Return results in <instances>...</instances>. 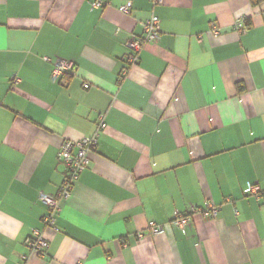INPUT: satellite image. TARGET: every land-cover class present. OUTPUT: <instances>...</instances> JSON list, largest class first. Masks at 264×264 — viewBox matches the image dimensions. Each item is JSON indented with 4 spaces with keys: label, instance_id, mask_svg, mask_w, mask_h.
Wrapping results in <instances>:
<instances>
[{
    "label": "crops",
    "instance_id": "1",
    "mask_svg": "<svg viewBox=\"0 0 264 264\" xmlns=\"http://www.w3.org/2000/svg\"><path fill=\"white\" fill-rule=\"evenodd\" d=\"M152 14L159 39L129 66L125 42ZM44 56L73 64L66 86ZM99 114L96 148L47 227L39 194L62 183L58 148L92 136ZM248 183L264 193V0H0V264H264ZM206 201L215 218L173 226ZM33 229L42 257L24 244Z\"/></svg>",
    "mask_w": 264,
    "mask_h": 264
},
{
    "label": "built area",
    "instance_id": "2",
    "mask_svg": "<svg viewBox=\"0 0 264 264\" xmlns=\"http://www.w3.org/2000/svg\"><path fill=\"white\" fill-rule=\"evenodd\" d=\"M151 5L162 4L163 0H150ZM102 3L99 1L91 2V8L101 7ZM132 7V3L127 1L121 5L118 10L126 13ZM159 18L152 14L148 19L141 22L142 34L140 36L132 35L130 39L125 42V54L124 59L126 63L131 66L137 63L139 59V53L142 51L145 44L156 43L160 35ZM233 30L244 33L247 30L244 19L239 18L233 22ZM210 34L214 37L219 35V28L214 23L211 24ZM43 61L52 65L50 71L51 81L59 84L60 86L67 85V76L72 74L74 66L71 62L64 59L55 58L51 59L48 56L42 57ZM17 78L14 82H17ZM84 88H88V84L84 85ZM97 130L90 137H84L78 141H64L58 148L57 161L63 166L65 175L58 191L53 194H39L40 201L46 206V213L42 217V222L47 227H52L55 223V218L60 212L61 201L67 199L72 192L75 181L79 174L86 168L89 162V154L95 150L100 132L105 128L104 115L99 114L96 118ZM245 193L259 198L263 202L264 206V193L256 184L248 183L245 188ZM220 211V206L215 205L209 201L203 203L202 206L191 205L187 211L183 214H175L171 223L173 226L185 232L194 216H201L207 219L215 218ZM147 231L150 236L160 235L165 233V229L162 225L149 222L147 225ZM138 237H141L138 234ZM25 246L33 254L38 256H44L49 242L43 237L42 232L33 229L28 237L24 240Z\"/></svg>",
    "mask_w": 264,
    "mask_h": 264
},
{
    "label": "trees",
    "instance_id": "3",
    "mask_svg": "<svg viewBox=\"0 0 264 264\" xmlns=\"http://www.w3.org/2000/svg\"><path fill=\"white\" fill-rule=\"evenodd\" d=\"M251 1V3L253 4V5H256L257 3H258V0H250ZM247 26V25H246ZM247 28H248V26H247ZM125 60V59H124ZM126 62V61H125ZM128 65V64H127ZM241 87L239 86V89H240ZM86 89V88H85ZM59 163V162H58ZM60 164V163H59ZM64 175H65V170H64ZM64 178V177H63ZM78 179V178H77ZM63 181V180H62ZM77 181V180H76ZM75 181V182H76ZM43 217V216H42Z\"/></svg>",
    "mask_w": 264,
    "mask_h": 264
}]
</instances>
